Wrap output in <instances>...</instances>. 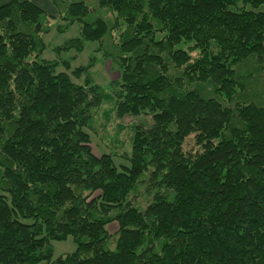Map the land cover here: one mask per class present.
<instances>
[{"label":"trees","instance_id":"16d2710c","mask_svg":"<svg viewBox=\"0 0 264 264\" xmlns=\"http://www.w3.org/2000/svg\"><path fill=\"white\" fill-rule=\"evenodd\" d=\"M51 1L80 26L54 50L119 76L40 58L55 16L0 0V264H264V0ZM106 102L143 116L129 164L93 150Z\"/></svg>","mask_w":264,"mask_h":264},{"label":"rangeland","instance_id":"374dc122","mask_svg":"<svg viewBox=\"0 0 264 264\" xmlns=\"http://www.w3.org/2000/svg\"><path fill=\"white\" fill-rule=\"evenodd\" d=\"M38 5L42 6L48 14H52L51 30L44 34L46 48L40 58L47 60H68L71 68L86 65L91 57H95V64L90 69L96 83L108 89L109 82L119 76V70L111 62L106 60L101 53L96 52L97 42H88L82 52L76 50H63L58 54L54 48L65 43L68 39L80 35V26L78 23L69 25L66 31H58L57 26L62 22L56 16V8L51 0H33ZM59 67L58 70H63ZM81 82L82 79H76ZM143 116L126 117L118 119L115 115L112 105L108 102L104 103L96 112L91 126L86 130L91 134L92 147L94 152L99 155L104 152L114 154L115 162L120 164H129L125 154L130 151L131 137L133 134V126L143 122ZM184 147L186 150L196 148L194 138H187ZM118 228L117 223L108 226L111 233H114ZM54 258L72 252L76 249V244L70 236L66 240L54 241Z\"/></svg>","mask_w":264,"mask_h":264}]
</instances>
